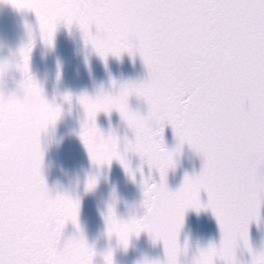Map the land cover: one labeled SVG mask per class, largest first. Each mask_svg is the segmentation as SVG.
<instances>
[{
  "label": "snow or ice",
  "instance_id": "obj_1",
  "mask_svg": "<svg viewBox=\"0 0 264 264\" xmlns=\"http://www.w3.org/2000/svg\"><path fill=\"white\" fill-rule=\"evenodd\" d=\"M17 9L35 11L40 35L54 44L60 23L78 24L86 43L105 58L125 51L142 56L150 74L144 82L120 86L117 94H85L79 102L86 111L81 137L92 161L110 165L119 159L135 174L127 159L135 152L158 169L160 181L145 178L146 214L121 219L114 206L106 216L109 237L115 234L127 248L133 234L147 231L164 243L166 261L147 258L143 264H181L179 234L189 208H211L222 240L202 249L194 264H238L241 241L252 251L249 225L260 219L264 207V0H8ZM95 26L96 31L92 28ZM20 49L19 65L40 102L12 119L20 146L11 155L0 154V264H94L97 255L80 229V201L57 193L44 207L27 215L8 211L10 201L47 184L43 172L42 134L60 119L62 108L50 102L30 70L35 36ZM116 82L113 81L115 86ZM132 95L144 98L147 115L134 111ZM71 100L70 96L65 97ZM120 112L133 129L135 140L105 135L97 125L100 112ZM5 114L0 108V137ZM175 130L179 145L169 149L166 125ZM204 158L202 172L186 176L173 191L167 184L169 168L184 143ZM97 178L90 177L92 189ZM208 202L201 201V191ZM79 235L61 243L66 224ZM105 264H115L114 251L104 254ZM252 264H264V252H253Z\"/></svg>",
  "mask_w": 264,
  "mask_h": 264
},
{
  "label": "water",
  "instance_id": "obj_2",
  "mask_svg": "<svg viewBox=\"0 0 264 264\" xmlns=\"http://www.w3.org/2000/svg\"><path fill=\"white\" fill-rule=\"evenodd\" d=\"M29 26L35 36L30 58L31 74L42 86L46 98L62 108L60 119L42 134L45 150L43 172L50 186H59L61 193L79 199L80 229L97 253L94 264H105L104 254L110 249L114 251L115 264H143L146 258L166 261L162 240H154L144 231L138 236L133 234L129 246L125 248L115 234L109 237L106 221L110 205L124 220L132 218L129 212L133 205L139 207L137 218L145 215L143 181L147 177L150 183H158L159 170L150 167L135 152L127 153L135 179L119 159H113L110 165L96 164L80 135L87 117L79 97L87 94L94 98L101 92L117 94L121 85L148 80L150 74L142 56L139 52L133 55L125 51L119 57L110 54L105 60L91 43H86L78 24L69 27L60 23L54 44L50 46L40 35L39 18L35 11L17 9L8 0H0V48H3V54H15L21 61L20 49L32 39ZM92 31H96L95 26ZM16 75L20 78L22 73ZM67 96L71 97L70 101L65 98ZM129 103L134 111L148 114L149 105L144 98L132 95ZM96 121L105 135L114 131L120 137L122 151L125 138L135 140L133 129L116 109L110 114L98 113ZM164 140L169 149H176L179 145L171 124L165 127ZM203 166L202 155L185 142L176 156L175 166L168 170L169 188L173 191L180 189L185 177L199 175ZM90 177L97 178L92 189L88 188ZM200 195L202 203L207 204L208 193L202 190ZM73 235H79V231L69 221L61 243ZM221 240L222 230L212 209L189 208L179 234L181 247L187 245V251L180 256L181 264H194L202 249L212 244L218 247ZM249 240L252 251L243 241L236 250L238 264H252L253 252H264V207L261 208L260 219L253 220L249 225ZM216 264L225 262L217 257Z\"/></svg>",
  "mask_w": 264,
  "mask_h": 264
},
{
  "label": "clouds",
  "instance_id": "obj_3",
  "mask_svg": "<svg viewBox=\"0 0 264 264\" xmlns=\"http://www.w3.org/2000/svg\"><path fill=\"white\" fill-rule=\"evenodd\" d=\"M21 61L15 54H3L0 48V108L5 114L3 136L0 137V154H14L19 146L20 140L18 128L12 117H15L25 109L35 107L39 102L31 83L26 81L21 73ZM60 192L59 186H50L48 183L41 185L18 197H14L8 206V211L14 215H27L28 213L44 207L55 195ZM139 207L131 206L130 216L136 217Z\"/></svg>",
  "mask_w": 264,
  "mask_h": 264
}]
</instances>
